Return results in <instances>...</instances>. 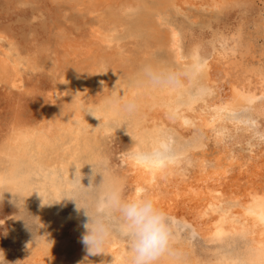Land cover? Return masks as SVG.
Instances as JSON below:
<instances>
[{"label": "bare ground", "instance_id": "obj_1", "mask_svg": "<svg viewBox=\"0 0 264 264\" xmlns=\"http://www.w3.org/2000/svg\"><path fill=\"white\" fill-rule=\"evenodd\" d=\"M211 1L219 7L245 0ZM86 3L89 13H98V20L87 42L64 49L69 53L76 49L82 55L95 51L88 66L77 67L91 73L83 77L79 70L73 71L68 78L69 95L46 110L43 122L17 124L0 139V205L15 208L24 202L29 207L40 198L38 212L27 211L33 217L24 212L15 218L9 246L17 248V264L84 260L88 253L82 239L75 244L71 238L74 227L83 225L87 217L68 198L80 196L83 185H99L103 178L104 187L119 182L127 195L153 197L176 220V257L165 258L161 264H264V143L249 131L250 121L244 115L247 107L264 97V64L246 68L242 61L230 63L226 56L213 59L212 54L199 51L193 61L185 62L182 41L192 29L182 17L181 6L196 0ZM167 12L176 15L175 23L164 20ZM242 30L238 27L233 34L235 48L242 41ZM127 38L137 46L131 56L121 51V41ZM11 45L6 46L5 57H13L11 52L17 50ZM115 56L119 66L129 60L125 79H118L113 92L97 104H85L79 85L104 84L107 63ZM8 58H0V80L19 88L21 59L14 57L11 62ZM25 60L36 65V60ZM214 60L224 67L218 79L213 75ZM149 64L181 73V86L172 90L137 87L141 67ZM228 81L229 96L219 100V89ZM114 93L136 95L138 111L132 115L122 111L110 100ZM118 130L131 137L128 152L134 146L149 150L167 142L175 162L161 169L138 165L126 156L113 165L112 155L102 148L106 133ZM79 202L85 206L82 199ZM202 239L214 247L197 254L191 243ZM117 250L107 248V253L88 259L93 264H125L124 250ZM5 255L2 247L0 261Z\"/></svg>", "mask_w": 264, "mask_h": 264}, {"label": "rangeland", "instance_id": "obj_2", "mask_svg": "<svg viewBox=\"0 0 264 264\" xmlns=\"http://www.w3.org/2000/svg\"><path fill=\"white\" fill-rule=\"evenodd\" d=\"M76 1L0 0V37L2 40H0L2 46L0 47V58H8L4 55L8 50L7 48L12 44L17 50L11 52L13 57L10 56L8 61L12 62L14 57L21 59L19 66V84L21 86L11 88L9 83L0 80V139L17 124L25 126L43 122L46 110L50 109V106L55 102V104H61L63 99L69 95L70 83L68 78L73 71L79 70L78 72L83 77L89 76L90 70L83 69L80 71V68L87 65L89 61L90 63L93 61L96 54L93 52L95 51L90 50L87 54L82 55L76 53V49H72L70 53L64 49V46L73 45V43L83 44L84 41L87 42L88 32L98 20V13H89L86 9V0ZM216 5L211 0H196V3L193 4H182L181 7L184 6L182 17L192 29L182 41L185 62L193 61L201 52L212 54L210 58L213 59L216 56H226L230 63L242 61L246 68H252L258 62L264 64V0H245L243 3L230 4L229 6L217 7ZM164 20L175 23L176 15L167 12ZM238 27H241L244 33L242 43L240 42L239 46L235 48L233 34ZM121 42V51H125L127 56L134 54L137 46H135L133 39H122ZM26 58L36 60V65H30V61L25 60ZM117 59L118 56H115L108 61L109 71L107 70L103 75L104 84L100 86H90L87 83L86 86L79 85L85 104L89 106L97 104L113 92L118 84V79H125L130 64L129 60L126 62L123 60V64L119 66L116 64ZM158 60L156 61L158 62ZM222 67L219 62L212 65L213 75L216 79L223 75L224 67ZM227 83L219 89V100L225 101L229 96L231 83L230 81ZM14 111L16 116H12ZM244 112L250 121V129L252 130L249 131L255 133L256 138L264 143V97L257 99L255 105L247 107ZM113 132L114 134L112 131L109 132V135L106 133L107 139L104 138L102 152L112 155V164L114 165L120 164L121 160L126 158L128 148L131 145V137L122 130ZM210 152L209 148L208 156H210ZM38 200L40 201L39 197L29 207L24 204L26 211L29 209L32 213H37L39 210ZM24 212L16 207L0 205V249L4 247L6 252L0 264H17V248L15 244L9 246V241L16 229L15 218L20 217ZM83 225L78 224L74 227L75 233L73 232L71 241L76 242L75 244L80 242L83 232H85ZM191 244L192 250L197 254L207 252L214 247V243L206 239ZM108 248L115 249V251L116 248L118 250L123 249L125 252L124 242L119 238H116Z\"/></svg>", "mask_w": 264, "mask_h": 264}, {"label": "clouds", "instance_id": "obj_3", "mask_svg": "<svg viewBox=\"0 0 264 264\" xmlns=\"http://www.w3.org/2000/svg\"><path fill=\"white\" fill-rule=\"evenodd\" d=\"M181 75L171 69L144 65L140 69L141 78L136 86L151 90H172L181 86ZM110 100L129 115L140 107L136 95L114 93ZM127 157L135 163L139 161L140 164L161 169L175 162L173 149L167 142L149 150L134 146ZM103 184L104 178L99 185L91 183L85 187L82 184L84 191L80 196L68 198L75 201L77 209L84 210L87 217L83 225L85 232L82 243L88 256L107 253L106 249L119 238L125 244V264H161L165 258H175L176 220L151 196L127 195L119 182H113L107 187ZM81 199L85 202L84 207L80 205ZM16 207L27 212L24 202ZM88 256L79 264H93Z\"/></svg>", "mask_w": 264, "mask_h": 264}, {"label": "snow or ice", "instance_id": "obj_4", "mask_svg": "<svg viewBox=\"0 0 264 264\" xmlns=\"http://www.w3.org/2000/svg\"><path fill=\"white\" fill-rule=\"evenodd\" d=\"M136 164L140 165V162L139 161H136Z\"/></svg>", "mask_w": 264, "mask_h": 264}]
</instances>
